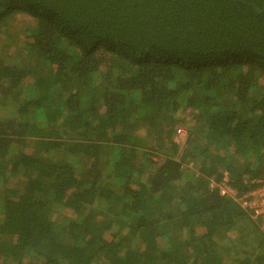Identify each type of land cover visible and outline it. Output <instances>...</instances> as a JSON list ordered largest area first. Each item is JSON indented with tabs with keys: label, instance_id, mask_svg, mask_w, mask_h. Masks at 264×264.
Masks as SVG:
<instances>
[{
	"label": "trees",
	"instance_id": "1",
	"mask_svg": "<svg viewBox=\"0 0 264 264\" xmlns=\"http://www.w3.org/2000/svg\"><path fill=\"white\" fill-rule=\"evenodd\" d=\"M262 4L0 0V264H264Z\"/></svg>",
	"mask_w": 264,
	"mask_h": 264
},
{
	"label": "built area",
	"instance_id": "2",
	"mask_svg": "<svg viewBox=\"0 0 264 264\" xmlns=\"http://www.w3.org/2000/svg\"><path fill=\"white\" fill-rule=\"evenodd\" d=\"M180 131V129H177V132ZM209 186L210 189H215L219 195L230 197L238 201L241 207L251 211L252 217L264 216V174L257 180V185L253 188L252 192H246L242 195H237L238 193H236V190L228 182L225 171H223V176L218 183H211Z\"/></svg>",
	"mask_w": 264,
	"mask_h": 264
},
{
	"label": "rangeland",
	"instance_id": "3",
	"mask_svg": "<svg viewBox=\"0 0 264 264\" xmlns=\"http://www.w3.org/2000/svg\"><path fill=\"white\" fill-rule=\"evenodd\" d=\"M18 27L22 26L20 24H17ZM9 43V37L6 36V34H0V55H9L11 54L12 50L14 49V46L8 44ZM177 129H180V132H177ZM176 129L177 134V140L180 142L184 139L186 135V131L184 127H179Z\"/></svg>",
	"mask_w": 264,
	"mask_h": 264
},
{
	"label": "water",
	"instance_id": "4",
	"mask_svg": "<svg viewBox=\"0 0 264 264\" xmlns=\"http://www.w3.org/2000/svg\"><path fill=\"white\" fill-rule=\"evenodd\" d=\"M249 4L253 6V2H250ZM262 9H264V4H262Z\"/></svg>",
	"mask_w": 264,
	"mask_h": 264
},
{
	"label": "bare ground",
	"instance_id": "5",
	"mask_svg": "<svg viewBox=\"0 0 264 264\" xmlns=\"http://www.w3.org/2000/svg\"><path fill=\"white\" fill-rule=\"evenodd\" d=\"M252 190H253V188L250 191H248V192H252ZM262 218H263V221H264V216H262ZM262 229H263V226H262Z\"/></svg>",
	"mask_w": 264,
	"mask_h": 264
},
{
	"label": "crops",
	"instance_id": "6",
	"mask_svg": "<svg viewBox=\"0 0 264 264\" xmlns=\"http://www.w3.org/2000/svg\"><path fill=\"white\" fill-rule=\"evenodd\" d=\"M189 166H191L190 164H189ZM217 192V191H216Z\"/></svg>",
	"mask_w": 264,
	"mask_h": 264
}]
</instances>
